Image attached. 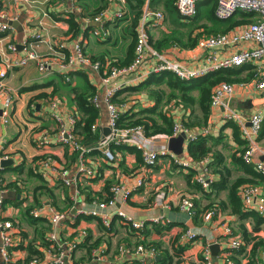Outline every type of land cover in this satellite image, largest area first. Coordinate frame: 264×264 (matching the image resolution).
Returning <instances> with one entry per match:
<instances>
[{
  "label": "crops",
  "instance_id": "1",
  "mask_svg": "<svg viewBox=\"0 0 264 264\" xmlns=\"http://www.w3.org/2000/svg\"><path fill=\"white\" fill-rule=\"evenodd\" d=\"M17 1L0 0V7L8 12V22L12 27L6 34H0V55L2 56L5 53L10 55L7 48L10 43H14L18 46L19 51L16 56L19 57L25 56L29 51H35L50 58L58 57L59 55L55 52L57 44L64 43L69 52L79 36L84 37V50L91 57L104 56L109 60L116 61V59L124 58L127 52L128 48L125 53H121L120 50H116L118 46H113L114 35L111 30L118 34L125 24H129V29L132 30L134 13L130 11L129 6L128 15L124 19H114L104 25L90 23L88 28H85L82 22L84 18L92 19L104 9L114 13L119 8L118 1L109 4L108 0H80L78 5L82 7V13H79L76 6L72 5L69 0ZM161 2L159 5H155L156 7L152 11L163 12L164 18L158 24L150 21L148 29L150 38L160 40L172 31H179L185 34L184 40L187 41L190 31H194L193 36L203 32V29H194L193 26H190V21L180 17L178 12L165 11ZM147 7L149 8V4L146 1L144 10ZM72 14L81 25L77 35L70 32V26L66 22ZM1 21H3L2 18H0ZM101 28L109 33L108 38L93 36L92 30ZM39 34L42 38L36 41L33 37ZM104 51L106 54L100 53ZM166 52L171 60L179 61L192 68L202 65V52L197 47L189 49L177 45ZM230 52L222 51L221 55L224 56ZM148 69V63H145L141 72L136 76L120 77L109 86H105L100 72L89 67L80 68L81 72L86 74L89 82L96 87V96L101 109V118L94 131V139L89 144L80 145L87 153L84 160L94 170L95 176L92 178L84 176V181L80 184L83 183L86 192L90 193L92 199H96L99 194L106 197L104 186L107 183L115 186V184H130L137 177L144 179V186L133 191L132 197L127 203H119L116 208H108L102 212L108 213L111 219L109 228H104L99 217L82 214V212L94 208L93 200L91 197L87 198V193H81L79 190L77 195L74 188L64 187L60 179L49 174L48 168L43 164L45 155L53 156L54 167L61 169L69 166L68 169L74 172L77 162L73 164L71 152H69L68 158H65L66 147L57 145L55 141L53 144L56 145L49 146L41 145L39 142L44 135H48L52 139L56 138L60 127L58 116L65 123L67 131H70L69 119L71 116H75L77 111L74 104V90L79 88L80 92L84 91L83 78L75 73L70 76V80L67 82L65 78L61 77L62 75L60 76L56 68H53L49 75L43 76L38 71L36 64L32 63L25 68L14 70L5 79L7 88L14 98V105L8 124H5L0 118V199L4 200L3 218L12 221L19 229L20 242L10 249L11 261L5 263L1 258L2 240L0 236V264H28L25 263V260L30 244L34 245L38 251L45 248L43 243L50 231V226L46 221L32 219L29 214L30 208L45 203H51L63 211L73 208L75 218L66 221L60 228L63 237L75 238L79 231L83 229L87 231V244L81 245L77 250L76 262L86 261L89 258L88 249L97 245V247L104 246L106 248V260L102 264H141L140 257L119 259L118 247L125 245L135 248L141 244H154L161 254L157 261L162 259V255L168 254L173 259L172 264H208L205 250L207 247L211 248L212 245L217 244L219 245L217 255H213L211 251V264H226L224 254L228 250V239L223 234L222 225H230L234 234L238 235L242 234L244 229L253 232L255 223L252 216L247 214L255 211L244 209L242 210L244 215H234L229 197L236 180L250 179L252 178L250 173L259 172L256 169L258 163H262L264 166V123L257 138L258 151L254 157L255 164L247 166L240 159L243 149L246 147V140L240 126L236 122L230 123L225 120L223 109L211 108L207 124L191 129L198 133L208 130V134L202 137L209 139L208 146L211 152L207 158L210 166H208L209 169L205 165L203 167L202 164L192 166L196 167L193 169L197 173L190 179L188 178L190 170L176 167L168 158H160L155 167L148 168L138 160L134 153L127 150H113L116 161L110 162L104 156V152L98 149L99 144L106 137V128H109V113L105 102L108 89L114 87L120 91L135 86L148 77L145 74ZM252 71L256 73L253 65ZM256 80L253 78L249 81L234 83L236 89L231 106L247 119L246 127L250 126L249 119L253 114L264 113V90L258 89ZM62 90L65 93L61 96L58 93ZM122 97H128L126 108L133 105L135 111L153 105L152 99L145 93L133 95L124 93ZM53 98H57L55 101L58 108H52L51 100ZM194 110L195 115L198 118L201 117L198 107H195ZM171 112L176 122H182L183 119L189 120L192 110L174 106ZM235 128H239L240 132L236 133ZM156 139L158 140L155 143H149L147 148L153 150L168 148L166 138L156 137ZM187 148L188 142H185L183 154L179 156L182 160L189 159ZM3 161L12 163L2 165ZM198 176L210 180V186L204 188L200 184L202 188L199 184L197 185ZM258 185L264 191V183ZM159 195H163V203L166 206L156 204ZM183 196H189L195 202L196 216L190 217L179 209L180 198ZM211 205L219 210L218 216L211 221H205V212ZM117 208H121L128 217L145 223L141 235L131 230L117 216ZM159 218H161V222H155ZM188 230L197 234L194 242L189 243L181 240L183 234ZM255 235L264 238V227L261 232ZM20 244L25 248L16 249L15 247ZM181 247L185 248L183 252H180ZM250 250L251 246L249 245L246 254ZM257 254L260 264L264 261V248H259ZM242 262L246 264V258L242 257Z\"/></svg>",
  "mask_w": 264,
  "mask_h": 264
},
{
  "label": "built area",
  "instance_id": "2",
  "mask_svg": "<svg viewBox=\"0 0 264 264\" xmlns=\"http://www.w3.org/2000/svg\"><path fill=\"white\" fill-rule=\"evenodd\" d=\"M18 2L17 0H14ZM65 1V0H63ZM70 3L76 6L79 13H82L83 9L78 5L80 0H69ZM114 1H118L119 8L116 12L110 13L108 9H104L99 12L92 19L84 18L83 24L85 28H88L90 23L106 24V22L116 20H122L128 15V0H108L111 4ZM202 0H177L176 9L180 17L184 19H191L195 17L197 13V4ZM149 4V0H147ZM239 12L255 13L256 19L254 22L247 26H242L232 30L228 33L219 34L216 36H210L201 38L197 44V49L202 52L201 62L199 67H190L179 61H173L167 54L159 53L154 46L150 43V35L148 32L150 21L158 24L164 18V14L161 11H152L148 7L143 11L142 18L138 22L136 27L137 42L135 59L129 65L125 67H117L108 65L102 75V82L105 86H109L114 80L120 77L136 76L141 72V68L145 63H148L149 69L145 73L149 75L153 72L159 73L162 71H169L174 73L178 78L182 80H192L201 78L211 72L220 70H228L240 68L245 65H253L256 71L255 78L257 79V87L260 90H264V0H217L216 17L219 20L226 21L233 18ZM8 12L0 7V18L3 21L0 22V34H6L11 30V25L8 22ZM155 24V25H156ZM92 34L99 38H108L109 33L101 29H93ZM33 38L36 41L42 38V36L36 35ZM84 37L79 36L75 41L71 51H67L64 43L57 44L55 52L58 57L50 58L48 56H42L35 51H29L25 56H16L19 49L14 43L8 45V54L0 55V118L3 119L5 124H8L12 117V110L14 105V98L10 93L5 79L16 69H21L35 63L38 71L41 75L47 76L56 68L60 74L65 75L67 82L70 80V72L77 71L80 68L89 67L94 71L101 72L102 65L100 62H94L90 56L86 54L84 50ZM231 51L229 54L221 55V52ZM68 52L69 54H67ZM236 89L235 84L221 83L213 91L211 108L223 109V116L227 121L236 122L243 133V137L248 142V148L243 154L244 162L248 165H254V157L258 151L257 138L260 134L264 123V113L257 112L253 114L249 119V127H246L247 119L237 113L231 106V101ZM118 90L109 88L106 94V105L109 113L108 127L110 128V134L101 141L98 149L104 152V156L110 162L116 161V155L111 150L112 145H130L135 146L138 150L142 151L144 165L148 168L155 167L160 158H168L172 163L182 168H189L194 166L190 159L182 160L181 157L176 156L167 147L161 149H149L147 145L157 141L155 138H148L144 135L143 128L138 126L135 128L120 129L117 126L118 116L121 110L127 107L126 103L119 106L111 102L112 97ZM94 103L97 108H100L98 97L94 99ZM52 108H58L57 102L54 100L51 102ZM57 117V116H56ZM60 127L55 139H52L48 135H44L39 141L41 145H49L55 141L57 144H71L76 150L81 153L79 162L74 172L68 169H58L54 167L53 157H47L43 164L48 168L49 174L55 175L59 178L65 186L68 188H74L75 194H79V184L84 181V176L92 178L95 176L94 170L86 164L83 158L85 149L81 147L72 134L73 128L76 124V118L71 116L69 123L71 126L70 131H67L65 123L60 116L57 117ZM97 129V125L93 127V131ZM181 133L186 134V142L188 144L196 140L199 136H205L208 134V130H203L202 133L194 132L193 130L186 129L181 121L174 124L173 134L169 137H164L167 140L173 137H178ZM203 166L205 162L201 163ZM256 169L264 174V166L262 163L256 165ZM47 176V175H45ZM197 182L204 188L210 186V180L205 177L198 176ZM144 186V179L137 177L130 184L117 185L111 189L113 193L112 198L108 202L93 201L94 208L92 210H86L82 214L86 216H92L100 218L104 228L110 227L111 219L108 213H102L108 208H116L119 203H127L132 197L133 191ZM240 196L244 207L247 210L255 211L260 216H264V191L257 185H244L241 189ZM163 195H159L156 201L157 205H164ZM4 200L0 199V236L2 240L1 258L5 263L11 261L10 249L14 247L20 241L19 229L13 224L12 221L5 220L3 218V203ZM179 209L186 213L190 217L196 215V206L194 201L189 196H183L180 198L178 205ZM29 214L32 219L40 221H46L50 226V231L46 235V241L49 245L45 247L41 253L44 254L43 258L35 256L29 264H102L106 260V248L99 246L91 250L90 258L84 262H76L75 255L78 250V246L88 237L86 230H81L75 238L63 237L60 228L63 224L75 218L73 208L70 210L57 209L51 203H45L40 206L30 208ZM117 216L123 220V222L132 227L134 231L140 235V231L145 228L144 222H139L131 217H128L121 208L116 209ZM217 210L212 209L206 212L204 215L205 221H211L217 217ZM155 222H161V218L156 219ZM223 234L228 239L227 252L224 254V260L226 264H233L230 259L232 249H239L242 247L243 242L240 237L235 236L233 229L230 225H222ZM197 238V234L192 230H188L183 234L181 240L184 242H194ZM207 263L211 264L212 254L210 247L206 248ZM159 252L154 246L139 245L135 248L121 245L118 247V258L124 259H136L140 257L141 264H156ZM260 264H264L262 261Z\"/></svg>",
  "mask_w": 264,
  "mask_h": 264
},
{
  "label": "trees",
  "instance_id": "3",
  "mask_svg": "<svg viewBox=\"0 0 264 264\" xmlns=\"http://www.w3.org/2000/svg\"><path fill=\"white\" fill-rule=\"evenodd\" d=\"M147 0H128L130 11L134 13L133 24L131 25V30H129V34L133 37L131 44L128 46L127 52L122 59H116L115 62L110 61L108 58L104 56L100 57H91V60L94 62H100L102 65L101 75H104V70L108 65L117 66V67H125L129 66L135 59V51H136V42H137V33L136 27L138 22L142 18L144 6ZM160 0H149V8L152 10L155 8V5H159ZM177 0H163L161 2V6L167 12L177 13L176 9ZM217 6V0H202L197 4V13L195 17L191 19H186L190 21V26H193L194 29H203V32L199 35L193 36L194 31H190L187 35V41L184 40L185 34L179 31H172L169 34L164 35L160 40H154L152 37L150 38V43L154 46V48L159 52L166 54L168 49L173 48L175 46H182L189 49L196 48L199 40L201 38H206L210 36H216L219 34L228 33L236 28L247 26L254 22L256 19L255 13L249 12H239L233 18L222 21L216 17L215 11ZM99 11V10H98ZM66 22L70 26V32L73 34H78L81 29V25L78 22V19L72 14L71 18H68ZM69 54L68 52H66ZM77 73V75L83 78V82L85 83V89L83 92L79 91V88L74 90V104L77 109L75 118L76 124L73 128L72 134L74 139L79 145L89 144L92 139L95 137V132L93 131V127L97 125L98 121L101 118V109L97 108L94 99L97 95L96 87L89 82L86 74L81 72L80 69L77 71L70 72V76ZM62 75V76H61ZM60 76L64 79L65 75L60 74ZM256 73L252 71V65H245L240 68L228 69V70H220L216 72H211L201 78L192 79V80H182L178 78L174 73L169 71H162L159 73H151L148 77L135 86H130L125 89H122L114 94L111 99V102L117 106L128 102V97H122L124 93H128L129 95L145 93L147 94L153 102V105L150 107H142L138 110H134L133 105H129L128 108L121 110L117 120V126L120 129L125 128H135L142 127L144 131V135L148 138L155 137H169L173 134L174 124L176 123L173 118L172 108L174 106L182 107L183 109H191V115L189 116V120H182V123L186 129L191 130L193 127H199L202 125H206L208 122L209 114L211 112V101L213 96L214 89L221 83H240L249 81L250 79L255 78ZM198 107L201 113V117L195 115L194 108ZM196 121V122H194ZM230 123H234L233 121H229ZM236 133L240 132L239 128H235ZM242 132V131H241ZM243 135V133H242ZM209 139L199 136L196 140L190 142L188 144V154L189 159L192 161L194 165L201 164L205 162L206 168L209 169L210 166L208 161V154L211 152V149L208 146ZM246 147L243 149L241 154V161L244 162L243 154L248 148V142L245 141ZM56 145V144H49ZM47 145V146H49ZM66 147L65 158H68L69 152L72 154V162L76 163V166L79 162V158L81 153L74 148L71 144H57ZM84 145V147H86ZM121 150V151H129L134 153L138 160L143 164V155L142 151L138 150L135 146L130 145H112L111 150ZM87 153L83 154V158H85ZM48 156L45 155L43 160H45ZM53 157V156H51ZM207 161V162H206ZM173 165L177 166L173 163ZM247 166H250L246 164ZM204 167V166H203ZM69 166H66L65 169H68ZM71 168V167H70ZM182 168V167H179ZM193 168H186L191 171L190 176L188 178H192V175H196L197 171ZM70 170V169H68ZM252 178L250 179H238L235 181L231 188V193L229 197V203L232 207V213L236 214H245L242 210L246 209L243 205L240 192L244 185H257L259 183H264V174L262 172H252L250 173ZM61 181V180H60ZM197 181V180H196ZM62 185L66 188L67 186L61 181ZM199 184L198 182L196 183ZM211 184V183H210ZM119 185V184H117ZM115 184V186H117ZM13 186V185H12ZM111 183H107L104 186V190H106V197L99 194V197L96 199H92L90 193H87L83 183L79 184L78 188L81 193H87L88 199L91 197L93 201H102L108 202L113 193L111 189L115 187ZM199 186H201L199 184ZM202 187V186H201ZM203 188V187H202ZM104 198V200H102ZM90 201V200H89ZM195 203V202H194ZM72 208V207H71ZM71 208L64 209L70 210ZM214 205H211L209 210L216 209ZM61 210V209H60ZM206 214V212H205ZM84 215V214H83ZM197 215V210H196ZM195 215V216H196ZM247 215H251L253 221L255 223V229L253 232H249L244 229L242 234H234L241 238L243 245L239 249H232L230 252L232 253L230 256L233 264H243L242 257L246 258V264H259L257 259V253L259 248H264V238L256 236L255 234L262 231V227H264V216H260L256 212L248 213ZM86 216V215H84ZM244 217V216H243ZM79 220V217H78ZM131 230H134L131 227ZM136 232V231H135ZM140 235L142 231L139 232ZM235 233V232H233ZM88 237L78 246V249L81 245L87 244ZM20 242V241H19ZM18 242V243H19ZM49 245L48 241H44L43 246L47 247ZM145 245V244H143ZM251 246V250L248 254H246V249L248 246ZM125 246V245H124ZM146 246H154L152 245ZM93 246L88 249V255L90 258L91 250L96 248ZM128 247V246H127ZM16 249H24L25 246L21 244ZM180 252H183L185 248L181 247ZM158 250V249H157ZM159 252V251H158ZM159 255H161L159 253ZM43 258L44 254L38 249L35 248L34 245L30 244L28 247V256L25 260V263H28L35 257ZM88 258V259H89ZM173 259L170 255H162V259L156 261V264H172Z\"/></svg>",
  "mask_w": 264,
  "mask_h": 264
},
{
  "label": "rangeland",
  "instance_id": "4",
  "mask_svg": "<svg viewBox=\"0 0 264 264\" xmlns=\"http://www.w3.org/2000/svg\"><path fill=\"white\" fill-rule=\"evenodd\" d=\"M129 28H130V25L129 24H125V27H121V29L118 31V34L116 32L114 33V31L111 30L112 31V35H114V38L112 39L113 46L114 47L118 46V49H116V50L117 51L120 50L121 53H125L126 52V48H128V46L131 44V42L133 40V37L129 34V30H130ZM100 53L101 54H106V51L100 52ZM111 53L112 52H111V49H110V54ZM114 59H116V58H114ZM110 61L115 62L114 60H111V59H110ZM63 93H65V91L62 90L58 94L62 96ZM55 99H57V98H53L51 100V102L54 101ZM130 102H131V100H130ZM59 207L62 208L60 205H59Z\"/></svg>",
  "mask_w": 264,
  "mask_h": 264
},
{
  "label": "water",
  "instance_id": "5",
  "mask_svg": "<svg viewBox=\"0 0 264 264\" xmlns=\"http://www.w3.org/2000/svg\"><path fill=\"white\" fill-rule=\"evenodd\" d=\"M109 134H110V128H106L105 136H108ZM185 142H186V134L181 133L178 137H173L168 140V149L175 155L181 156L184 151ZM11 163H12L11 161H3L2 165H9ZM210 249L213 252V255H217V252L219 250V245L214 244L211 246Z\"/></svg>",
  "mask_w": 264,
  "mask_h": 264
}]
</instances>
